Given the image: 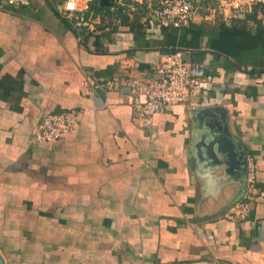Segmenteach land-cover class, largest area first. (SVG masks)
Masks as SVG:
<instances>
[{
	"label": "crops",
	"instance_id": "0c3cea01",
	"mask_svg": "<svg viewBox=\"0 0 264 264\" xmlns=\"http://www.w3.org/2000/svg\"><path fill=\"white\" fill-rule=\"evenodd\" d=\"M60 1L0 0V233L11 232L10 264H264V9L178 29L151 21L144 2L80 0L99 23L78 40L55 12ZM173 51L214 82L199 106L143 128L126 81L150 77ZM114 78L117 90L96 87ZM74 108L84 111L75 133L37 139L45 115ZM223 133L237 142L233 167L217 150ZM250 162V214L230 220L248 196Z\"/></svg>",
	"mask_w": 264,
	"mask_h": 264
},
{
	"label": "built area",
	"instance_id": "2783aa9c",
	"mask_svg": "<svg viewBox=\"0 0 264 264\" xmlns=\"http://www.w3.org/2000/svg\"><path fill=\"white\" fill-rule=\"evenodd\" d=\"M147 4L151 21L162 27L184 28L193 23L198 16L205 18L221 17L224 21L239 18L252 13L256 8L264 9V0H133ZM5 4L27 6L29 0H5ZM80 9V0H61L55 6L60 19L77 34L80 40L84 31L98 32V18L84 13ZM87 16V18L85 17ZM204 65L187 62L180 51L166 53L154 67L150 77H130L126 85L132 96L134 117L143 128H151L158 115L166 114L180 105L199 106V97L210 88L214 76L203 74ZM121 80L118 78L96 84L97 88L117 90ZM82 109H69L61 113H50L44 116L38 131L37 139L43 142H54L64 135L75 133L82 122ZM135 120V121H136ZM258 177L257 167L253 162L247 166L246 183L248 196L232 204L227 218L244 221L251 211L249 193L254 189Z\"/></svg>",
	"mask_w": 264,
	"mask_h": 264
},
{
	"label": "water",
	"instance_id": "95a60500",
	"mask_svg": "<svg viewBox=\"0 0 264 264\" xmlns=\"http://www.w3.org/2000/svg\"><path fill=\"white\" fill-rule=\"evenodd\" d=\"M108 1H111V0H108ZM111 4V2H110ZM221 116L223 119H226V115H227V112L225 109H220L219 110ZM234 142V143H237L235 142L236 140H234L231 136L227 135L226 133H223L221 134L220 136H218V138L216 139V145L218 146L217 147V150L220 154L222 155H227L229 156V159H230V163H228V165H231V167H233L232 165V162H233V155L235 154L234 150H233V145L231 142ZM239 144V143H238ZM236 145V144H235ZM242 147V146H241ZM242 150V153L244 154L243 150L244 149H241ZM243 157V156H242ZM241 157V159H242ZM246 163V162H245ZM244 163V164H245ZM247 164V163H246ZM0 264H6V261L4 259V257L1 255L0 253Z\"/></svg>",
	"mask_w": 264,
	"mask_h": 264
},
{
	"label": "rangeland",
	"instance_id": "374dc122",
	"mask_svg": "<svg viewBox=\"0 0 264 264\" xmlns=\"http://www.w3.org/2000/svg\"><path fill=\"white\" fill-rule=\"evenodd\" d=\"M1 236L4 238L3 241L1 240ZM9 238H11V232L9 233L8 231H5L0 233V253L4 257L6 264H10Z\"/></svg>",
	"mask_w": 264,
	"mask_h": 264
}]
</instances>
